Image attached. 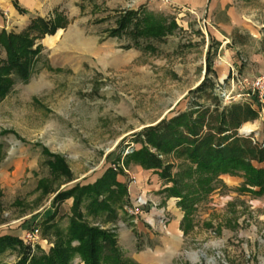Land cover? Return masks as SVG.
Here are the masks:
<instances>
[{"label": "rangeland", "instance_id": "obj_1", "mask_svg": "<svg viewBox=\"0 0 264 264\" xmlns=\"http://www.w3.org/2000/svg\"><path fill=\"white\" fill-rule=\"evenodd\" d=\"M171 1L58 0L48 14L37 16L56 31L40 42L44 49L29 81L16 83L0 102V236L22 237L38 228L39 239L52 247L56 229L65 230L70 215L68 199L54 200L58 192L91 182L110 167L137 166L122 164L125 155L141 148L135 135L204 103V94L191 91L206 77L214 89L221 86L222 104L248 102L259 108L258 119L242 125L239 133H253L264 143V101L243 83L246 77L215 81L220 43L204 16ZM129 10L165 17L177 27L159 39L136 41L128 30L111 36ZM5 58L0 49V65ZM44 149L63 158L69 175L50 170ZM227 186L218 185L196 203L176 236L157 232L160 251L167 247L170 252H162L153 264H264V195ZM81 212L86 214L85 204ZM53 213V227L45 229ZM118 213L123 221L129 217L124 209ZM164 214L172 218L169 211ZM18 257V251H7L0 254V264H13Z\"/></svg>", "mask_w": 264, "mask_h": 264}, {"label": "trees", "instance_id": "obj_2", "mask_svg": "<svg viewBox=\"0 0 264 264\" xmlns=\"http://www.w3.org/2000/svg\"><path fill=\"white\" fill-rule=\"evenodd\" d=\"M140 14L139 10L126 11L109 34L119 37L120 32L128 30L136 41L140 37L159 39L172 34L177 27L174 21L167 22L165 17L146 12L143 16ZM55 31L56 27L50 21L37 17L20 34L0 32V49L6 56L0 65V102L16 83L29 81L44 49L40 42ZM208 68V72H213L211 65ZM214 88L206 77L191 91L204 94L205 102H196L185 111L135 135L141 148L133 149L122 161L124 166L134 164L156 172L166 186L162 193L167 198L178 199L177 206L184 213L183 219L218 185L225 186L221 180L224 175L243 179L238 192L254 197L264 195V168L254 165L264 163V143L256 140L253 133L247 136L239 133L242 125L258 119L260 110L248 102L224 105ZM43 152L52 159L47 161L52 172L69 175L61 156L45 149ZM169 157L172 162L165 161ZM172 169H176L175 173ZM122 173L120 167H110L92 184H76L58 192L54 200L72 199V206L66 229H56L55 242L47 252L39 246L25 245L19 237L2 235L0 254L18 251V260L13 264H73L75 258L83 264H137L124 257L113 231L86 220L89 215H105L106 221L111 222L117 219V212L123 209L127 197V185L117 180ZM82 204L87 209L85 215L81 212ZM53 219L54 213L44 221L45 229L53 227Z\"/></svg>", "mask_w": 264, "mask_h": 264}, {"label": "crops", "instance_id": "obj_3", "mask_svg": "<svg viewBox=\"0 0 264 264\" xmlns=\"http://www.w3.org/2000/svg\"><path fill=\"white\" fill-rule=\"evenodd\" d=\"M57 1L0 0V32L24 30L33 18L44 17L51 10L50 8L57 7ZM171 2L179 8L194 11L206 18L205 24L214 39L220 43L217 53L219 60L214 66L216 82L226 84L233 81L235 76L250 79L252 76L264 75V0H172ZM237 69L241 70L242 76L238 75ZM254 165L257 168H264V163ZM122 172L117 176V180L127 185V197L123 209L139 194L147 196L158 208L149 212L146 209L143 217L137 221L130 216H126L127 220L123 221L119 213L114 222L106 221L104 216L97 217L96 220L92 218L87 220H92V225L113 231L124 257L134 260L137 264H153L162 252L166 250L170 252L167 247L161 252L156 244L159 242L157 232L163 233L164 230L158 223V209L171 213L172 218L169 219L166 227L170 231L164 230L169 236L177 235L175 231L179 228L183 213L177 207V198L166 199L160 193L166 186L161 183L154 171L135 166L124 168ZM99 177L101 175L86 184L94 183ZM221 180L225 186L230 185L235 188L240 187L243 182L239 177L228 175L222 176ZM66 201L70 210L72 199ZM23 235L19 238L22 239ZM142 241L150 245L146 244V246ZM38 246L46 252L51 248L43 239ZM77 260V264H83L79 259Z\"/></svg>", "mask_w": 264, "mask_h": 264}, {"label": "built area", "instance_id": "obj_4", "mask_svg": "<svg viewBox=\"0 0 264 264\" xmlns=\"http://www.w3.org/2000/svg\"><path fill=\"white\" fill-rule=\"evenodd\" d=\"M152 1H159L161 3H167L168 0H152ZM244 84L249 85L251 87L252 92L256 95L258 101H264V75L256 78L254 81L249 82L247 79L242 80ZM221 86L217 84L216 92L218 95H222V91L220 90ZM158 206L153 202L150 201L147 196L139 194L136 196L128 205L124 207L125 212L128 216L133 217L134 220H138L139 218L143 217L146 209L148 212L151 210H156ZM160 212L158 215V223L159 226L166 230L167 223L169 219L167 218L164 209H158ZM22 240L25 244L30 245L32 248L38 246L40 243L39 239V230L38 228H32L28 232L23 235Z\"/></svg>", "mask_w": 264, "mask_h": 264}, {"label": "bare ground", "instance_id": "obj_5", "mask_svg": "<svg viewBox=\"0 0 264 264\" xmlns=\"http://www.w3.org/2000/svg\"><path fill=\"white\" fill-rule=\"evenodd\" d=\"M245 130H247V131H248V130H249V127H248V126H245Z\"/></svg>", "mask_w": 264, "mask_h": 264}]
</instances>
